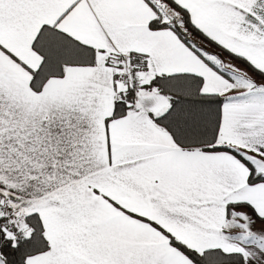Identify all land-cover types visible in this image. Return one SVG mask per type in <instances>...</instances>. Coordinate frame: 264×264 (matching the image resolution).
Returning <instances> with one entry per match:
<instances>
[{
  "label": "snow or ice",
  "instance_id": "obj_1",
  "mask_svg": "<svg viewBox=\"0 0 264 264\" xmlns=\"http://www.w3.org/2000/svg\"><path fill=\"white\" fill-rule=\"evenodd\" d=\"M0 264H264V0H0Z\"/></svg>",
  "mask_w": 264,
  "mask_h": 264
}]
</instances>
